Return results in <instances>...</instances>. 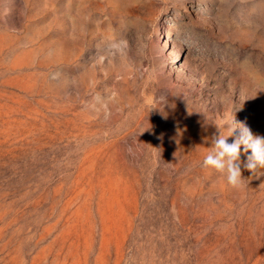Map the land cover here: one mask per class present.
<instances>
[{
	"label": "rangeland",
	"instance_id": "374dc122",
	"mask_svg": "<svg viewBox=\"0 0 264 264\" xmlns=\"http://www.w3.org/2000/svg\"><path fill=\"white\" fill-rule=\"evenodd\" d=\"M232 120L264 0H0V264H264V169L202 166Z\"/></svg>",
	"mask_w": 264,
	"mask_h": 264
},
{
	"label": "clouds",
	"instance_id": "9594fccd",
	"mask_svg": "<svg viewBox=\"0 0 264 264\" xmlns=\"http://www.w3.org/2000/svg\"><path fill=\"white\" fill-rule=\"evenodd\" d=\"M237 128L239 134L235 135ZM229 137H234L232 142H229ZM242 150L245 154L250 152L246 162L241 161ZM202 166L224 177L229 187L238 189L245 179L242 167L250 173L264 169V136L254 135L246 123H233L232 120L227 135L219 130V134L211 138V147L204 156Z\"/></svg>",
	"mask_w": 264,
	"mask_h": 264
}]
</instances>
